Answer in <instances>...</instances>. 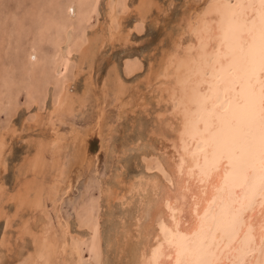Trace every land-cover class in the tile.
<instances>
[{
	"label": "rangeland",
	"instance_id": "1",
	"mask_svg": "<svg viewBox=\"0 0 264 264\" xmlns=\"http://www.w3.org/2000/svg\"><path fill=\"white\" fill-rule=\"evenodd\" d=\"M108 1L94 0L88 19L80 24L77 16L75 28H63L59 42V17L66 14L65 5L75 0H0V138L4 135L6 141L0 151V264H44L46 257L36 255V249L48 233H61L58 238L63 242L67 239L65 258H78V264H135L137 249L145 243L143 237H136L137 214L147 209L145 195L152 192L144 190L147 177L159 173L155 164L167 143L159 133L169 130L168 115L159 116L169 109L147 81L153 77L151 72L160 70L163 57L176 42L187 39L185 20L196 22L208 0H153L148 20L138 26L136 6L142 0H112L119 11L113 23ZM106 30L122 33L120 41L107 39L102 46L99 39H88L96 34L109 36ZM81 38L86 48L91 47L85 56L80 51ZM33 44L40 52L37 68L31 70L26 56ZM65 53L70 61L68 57L60 61ZM128 60L139 63L141 69L129 74ZM65 61L69 69L60 73ZM67 80L74 100L81 96L83 105L77 102L70 114L53 113L51 119V109ZM120 80L127 86L124 99L130 103L126 107L117 101ZM41 145L47 149L46 168L37 177L28 164ZM27 179L36 185L40 182L42 196L55 195L42 197L43 210L17 207L14 193ZM9 194L14 197L8 199ZM34 195L35 191L30 196ZM97 220L98 230L91 237L90 224ZM64 228L68 229L65 240Z\"/></svg>",
	"mask_w": 264,
	"mask_h": 264
},
{
	"label": "bare ground",
	"instance_id": "2",
	"mask_svg": "<svg viewBox=\"0 0 264 264\" xmlns=\"http://www.w3.org/2000/svg\"><path fill=\"white\" fill-rule=\"evenodd\" d=\"M93 4L94 0H75L65 5L66 14L57 23L59 42L61 30L75 28L74 19L79 15V23L83 24ZM116 5L108 1L112 23L118 18ZM152 7L153 0H142L136 6L137 26L148 20ZM202 8L196 22L189 17L185 20L182 32L187 39L176 42L163 57L160 70L151 72L153 77L147 81L152 92L158 89V101L169 109L159 116L168 115L166 124L170 131L159 133L167 142L162 159L155 164L159 173L147 177L144 190L152 192L149 197L145 195L147 209L137 214L140 224L136 237H143L145 243L137 249L135 264H264V0H208ZM108 33L104 37L87 36L92 41L99 39L102 46L109 40L120 41L122 33ZM80 48L83 56L91 49L86 48L84 38ZM39 52L37 44L30 47L26 56L29 69L37 68ZM68 61L60 65V73L69 69ZM141 67L134 60L126 62L129 74ZM91 74L90 71L88 75ZM69 84V80L63 81L51 119L53 113L63 117L70 114L77 102L83 101L81 96L77 97L79 101L74 100ZM125 87L122 80L116 85L117 101L122 107L130 103L124 99ZM3 137L0 151L1 145L6 144ZM46 150L39 146L29 161L28 166L37 177L45 172ZM36 183L27 179L14 193L18 208L30 205L43 210L42 197L50 192L42 196L43 186ZM12 196L9 194L8 199ZM49 197L53 198L52 193ZM90 225L93 237L99 220ZM67 230L64 228V240ZM59 236L48 233L40 238L36 255H44L46 264H78V258H65L67 239L63 242Z\"/></svg>",
	"mask_w": 264,
	"mask_h": 264
}]
</instances>
